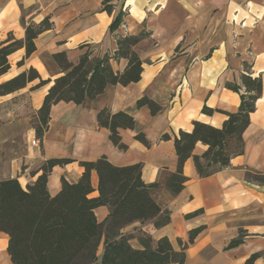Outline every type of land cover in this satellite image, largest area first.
Here are the masks:
<instances>
[{"label":"crops","instance_id":"crops-1","mask_svg":"<svg viewBox=\"0 0 264 264\" xmlns=\"http://www.w3.org/2000/svg\"><path fill=\"white\" fill-rule=\"evenodd\" d=\"M103 3L111 6L110 13L103 10ZM119 12L121 22L110 32ZM45 17L50 18L51 29L34 40L36 50L30 56H25L24 48L9 56L10 68L0 76V84L29 68L52 81L61 74L54 54L64 52L73 63L88 49L93 57L111 56L118 37L143 33L133 48L142 61L141 77L125 87L108 85L78 106L65 102L52 106L41 144L31 119L51 83L31 90L35 80L0 96V181L16 178L25 188L37 177L31 173L45 161L71 159L48 175L47 190L54 196L61 178L69 183L79 180L83 173L79 162L105 156L118 167L140 163L142 180L153 183L162 169L174 172L177 167L173 138L161 136L191 132L194 121L221 128L226 119L221 112L234 113L240 104L239 95L226 85L240 82L247 63L253 77L261 76L262 92L242 136L243 153L207 177H199L192 159L186 160L184 189L177 195L167 189L156 194L169 222L158 228L152 221L134 222L121 232L131 235L134 249L142 248V235L152 239L153 247L167 238L176 252L187 244L184 264H245L254 254L258 256L252 264H264V183L247 179L264 175V0H0V42L8 33L23 40V23H39ZM110 64L114 71H122L126 61ZM144 96L162 110L151 115L146 106L137 108ZM203 106L214 112L203 114ZM104 108L134 118L133 130H120L125 150L111 143L108 130L97 127V112ZM137 133L144 134L149 147L135 139ZM206 149L197 143L193 154L201 156ZM91 185V196L96 197L95 172ZM108 213L107 207L97 208L98 222ZM196 228L201 231L188 243L189 232ZM238 238L241 242L230 246ZM7 244L8 236L0 232V264H12ZM101 251L102 241L98 255Z\"/></svg>","mask_w":264,"mask_h":264},{"label":"trees","instance_id":"trees-1","mask_svg":"<svg viewBox=\"0 0 264 264\" xmlns=\"http://www.w3.org/2000/svg\"><path fill=\"white\" fill-rule=\"evenodd\" d=\"M103 10L111 12V6L103 3ZM121 12L113 19L109 29L113 32L121 22ZM23 23V21H22ZM24 24L23 40L16 39L11 33L0 42V76L8 72V58L17 50L24 48L25 56L35 50L34 40L43 32L51 29L49 17L39 23ZM144 34L118 37L116 50L111 55L93 57L89 49L77 62H70L64 52L53 55L61 69L54 80H43L33 68L0 84V96L12 94L28 83L38 80L31 88L35 90L51 83L40 108L31 119L35 137L41 144L48 130L50 110L60 103L81 105L85 99H94L102 94L108 85L128 86L137 83L142 73V61L133 48ZM86 46H81L84 48ZM125 60L122 71H114L110 61ZM251 65L244 64V73L239 83H228L226 88L240 97L238 110L234 113L221 112L226 119L221 128H215L194 121L191 132L180 131L177 135L165 133L161 140L173 138L177 156L174 172L162 169L157 180L146 184L141 178V164L114 166L105 156L94 161H81L83 173L75 183L61 178V189L51 196L47 190V178L56 166L72 162L67 158H52L32 176L36 179L22 187L16 178L0 181V232L8 236L7 253L12 264H184V244L179 252L173 250L167 238H162L152 246V239L142 235L139 238L141 249L131 247L130 234L121 232L126 226L152 221L155 228L169 222V213L162 211L156 202V194L167 189L172 195L179 194L188 179L182 167L186 160L192 159L197 175L207 177L228 166L232 157L243 153V133L250 123V114L255 111L256 101L262 92L261 76L250 74ZM137 108L146 106L151 115L162 108L146 96L136 102ZM202 113L211 115L214 110L203 106ZM97 127L109 132V140L118 150H125L120 130L135 127L134 118L119 111L111 113L104 108L97 112ZM135 139L149 147L143 133ZM197 143L207 147L201 156L193 154ZM98 179L97 196L91 185V173ZM249 181L264 183V175H248ZM100 207L109 209L103 221L98 222L95 210ZM201 228L189 232L188 243H192ZM102 241V251L98 248ZM238 238L230 243L236 246ZM257 254L250 256L245 264H252Z\"/></svg>","mask_w":264,"mask_h":264}]
</instances>
